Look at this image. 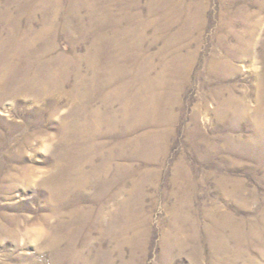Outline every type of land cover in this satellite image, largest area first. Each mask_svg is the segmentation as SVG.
Returning a JSON list of instances; mask_svg holds the SVG:
<instances>
[{"label":"rangeland","instance_id":"374dc122","mask_svg":"<svg viewBox=\"0 0 264 264\" xmlns=\"http://www.w3.org/2000/svg\"><path fill=\"white\" fill-rule=\"evenodd\" d=\"M0 67V264H264V0H0Z\"/></svg>","mask_w":264,"mask_h":264},{"label":"bare ground","instance_id":"6f19581e","mask_svg":"<svg viewBox=\"0 0 264 264\" xmlns=\"http://www.w3.org/2000/svg\"><path fill=\"white\" fill-rule=\"evenodd\" d=\"M52 10V9H51ZM52 33V32H51ZM100 35H102V34H100ZM105 37V36H104ZM54 38V37H53ZM98 38H96V40H97ZM106 42V41H105ZM118 42V41H117ZM109 43V42H108ZM107 43V44H108ZM94 44V43H93ZM101 45V44H100ZM104 45V44H103ZM97 47V46H96ZM102 47V46H101ZM98 48V47H97ZM96 49V48H95ZM100 49V48H99ZM98 49V50H99ZM94 50V49H93ZM92 51V50H91ZM99 51H101V50H99ZM97 54V53H96ZM10 55V54H9ZM86 56H87V54H86ZM9 60V59H8ZM62 60V59H61ZM96 60V59H95ZM92 61V60H91ZM4 63V62H3ZM9 63V62H8ZM66 63V62H65ZM95 63V62H94ZM111 63V62H110ZM6 64V63H5ZM3 65V64H2ZM65 65V64H64ZM7 67V66H6ZM17 67V66H16ZM29 67V66H28ZM49 67V66H48ZM10 68V67H9ZM12 68V67H11ZM24 68V67H23ZM27 68V67H26ZM0 69H1V67H0ZM13 69H15V68H13ZM64 69V68H63ZM23 70V69H22ZM29 70V69H28ZM39 70H40V68H39ZM49 70H51L50 68H49ZM61 70V69H60ZM118 70V69H117ZM17 71V70H16ZM99 71V70H98ZM13 72V71H12ZM25 72V71H24ZM39 72V71H38ZM44 72V71H43ZM48 72V71H47ZM113 72H114V70H113ZM19 73V72H18ZM123 73V72H122ZM29 74V73H28ZM37 74V73H36ZM45 74H47V73H45ZM49 74V73H48ZM47 74V75H48ZM7 75V74H6ZM24 75V74H23ZM38 75V74H37ZM44 75V74H43ZM62 75V74H61ZM114 75V74H113ZM5 76V75H4ZM10 76V75H9ZM12 76V75H11ZM19 76V75H18ZM17 76V77H18ZM0 77H1V75H0ZM14 77V76H13ZM25 77V76H24ZM31 77V76H30ZM44 77V76H43ZM48 77V76H47ZM7 78V77H6ZM41 78V77H40ZM68 78V77H67ZM92 78V77H91ZM3 79V78H2ZM8 79V78H7ZM11 79V78H10ZM16 79V78H15ZM31 79V78H30ZM33 79V78H32ZM44 79H45V77H44ZM17 80V79H16ZM20 80V79H19ZM34 80V79H33ZM9 81V80H8ZM28 81V80H27ZM30 81V80H29ZM40 81V80H39ZM38 81V82H39ZM18 82V81H17ZM5 83H6V81H5ZM20 83V82H19ZM18 83V84H19ZM26 83V82H25ZM83 83V82H82ZM87 83V82H86ZM30 84V83H29ZM38 84V83H37ZM36 84V85H37ZM1 85V84H0ZM6 85V84H5ZM4 85V86H5ZM10 85V84H9ZM20 85V84H19ZM102 85V84H101ZM25 86H26V84H25ZM81 86V85H80ZM9 87V86H8ZM28 87V86H27ZM33 87V86H32ZM84 87V86H83ZM90 87V86H89ZM14 88V87H13ZM29 88V87H28ZM38 88V87H37ZM36 88V89H37ZM11 89V88H10ZM16 89V88H15ZM21 89V88H20ZM23 89V88H22ZM31 89V88H30ZM8 90H9V88H8ZM45 90V89H44ZM81 90V89H80ZM32 91V90H31ZM33 91H34V89H33ZM1 92V91H0ZM4 92V91H3ZM3 92H1L2 94H3ZM17 92V91H16ZM12 93V92H11ZM42 93V92H41ZM38 94V93H37ZM1 96V95H0ZM3 96V95H2ZM1 98V97H0ZM136 99V98H135ZM138 99H140V98H138ZM144 99V98H143ZM131 102V101H130ZM140 102H141V100H140ZM133 104V103H132ZM131 105V104H130ZM141 105V104H140ZM138 107V106H137ZM140 107V106H139ZM129 108V107H128ZM143 108V107H142ZM134 110V109H133ZM139 110H140V108H139ZM142 110V109H141ZM145 110V109H144ZM123 111V110H122ZM138 111V110H137ZM125 112V111H124ZM141 112V111H140ZM133 114V113H132ZM136 114V113H135ZM141 116V115H140ZM139 116V117H140ZM146 117V116H145ZM83 118V117H82ZM126 119V118H125ZM137 119V118H136ZM83 120V119H82ZM127 120V119H126ZM141 120V119H140ZM139 120V121H140ZM155 122V121H154ZM81 123H83V122H81ZM156 123V122H155ZM133 125V124H132ZM131 125V126H132ZM130 126V127H131ZM136 126V125H135ZM78 128V127H77ZM90 128V127H89ZM126 128V127H125ZM85 129V128H84ZM132 130H134V128L132 127V128H129L128 129V131L129 132H131ZM79 131V130H78ZM82 131V130H81ZM76 132H77V130H76ZM126 132V131H125ZM75 133V132H74ZM86 134V133H85ZM80 135V134H79ZM155 135V134H154ZM89 136V135H88ZM92 137V136H91ZM91 139V138H90ZM85 148V147H84ZM88 152V151H87ZM82 153V152H81ZM86 154V153H85ZM83 155V154H82ZM78 157H80V156H78ZM88 157H90V156H88ZM83 160V159H82ZM81 161V160H80ZM90 161V160H89ZM82 162V161H81ZM62 164V163H61ZM103 164V163H102ZM79 165V164H78ZM81 165V164H80ZM71 166V165H70ZM73 166V165H72ZM76 167V166H75ZM67 168V167H66ZM94 168V167H93ZM97 168V167H96ZM59 169V168H58ZM62 169V168H61ZM71 169H73V168H71ZM83 169V168H82ZM105 169V168H104ZM67 170V169H66ZM77 170H79V169H77ZM64 171V170H63ZM84 171V170H83ZM91 171V170H90ZM95 171V170H94ZM25 173V172H24ZM73 173V172H72ZM82 173V172H81ZM83 174V173H82ZM84 175V174H83ZM75 176V175H74ZM68 177V176H67ZM71 178V177H70ZM77 178H78V176H77ZM26 180V179H25ZM64 180V179H63ZM66 180V179H65ZM73 180V179H72ZM80 180V179H79ZM68 181V180H67ZM78 181V180H77ZM66 182V181H65ZM63 184V183H62ZM66 184V183H65ZM59 185V184H58ZM64 185V184H63ZM52 187H53V185H51ZM56 186V185H55ZM74 186V185H73ZM53 189V188H52Z\"/></svg>","mask_w":264,"mask_h":264}]
</instances>
